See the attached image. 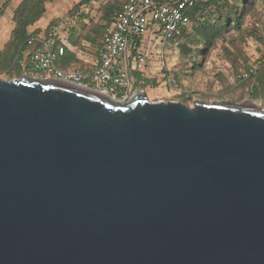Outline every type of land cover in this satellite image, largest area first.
<instances>
[{"label":"water","instance_id":"water-1","mask_svg":"<svg viewBox=\"0 0 264 264\" xmlns=\"http://www.w3.org/2000/svg\"><path fill=\"white\" fill-rule=\"evenodd\" d=\"M127 94L0 78V264H264L260 104Z\"/></svg>","mask_w":264,"mask_h":264},{"label":"rangeland","instance_id":"rangeland-1","mask_svg":"<svg viewBox=\"0 0 264 264\" xmlns=\"http://www.w3.org/2000/svg\"><path fill=\"white\" fill-rule=\"evenodd\" d=\"M5 0H0V7ZM21 0H10L0 16V49L9 39L14 26L12 13ZM79 0H50L44 2V12L28 31L42 32L50 25H56L58 36L65 38L68 53L74 57L68 67L89 68L101 38L104 23V8L123 0H90L72 7ZM235 0H221L211 3L204 16L218 25L221 16L229 12ZM221 4V7L218 8ZM241 2L238 3V6ZM84 8L83 11H80ZM239 24L228 27L210 42L193 29L180 39L162 42L154 28H148L140 42L139 49L147 54L148 64L141 70L148 83L132 81L133 92L142 90L148 99L177 100L191 106L193 99L206 102L231 99L240 102L251 99L264 109V96L252 93L253 79L236 82L239 72L255 64L264 52V0H246L239 14ZM202 20V19H201ZM184 44L189 50H182ZM164 61L165 65L159 62ZM23 68L16 66L8 70L0 61V78H19ZM125 96L123 93L120 99Z\"/></svg>","mask_w":264,"mask_h":264},{"label":"built area","instance_id":"built-area-1","mask_svg":"<svg viewBox=\"0 0 264 264\" xmlns=\"http://www.w3.org/2000/svg\"><path fill=\"white\" fill-rule=\"evenodd\" d=\"M199 1L207 0H123L120 9L104 28L96 57L89 68L63 69L56 63L65 52L62 36H58L56 25L47 32L31 34L26 49L18 59L24 73L41 78H57L83 87L95 89L114 99L129 89L133 78L128 70L141 71L149 62L146 53L139 49L140 42L148 28H154L162 42L179 35L191 25L187 10ZM81 8L80 11H83ZM134 41H139L133 51ZM165 65L164 61L159 62ZM264 64V52L255 62ZM242 72L236 82H241L254 73ZM135 82H142L135 79Z\"/></svg>","mask_w":264,"mask_h":264},{"label":"trees","instance_id":"trees-1","mask_svg":"<svg viewBox=\"0 0 264 264\" xmlns=\"http://www.w3.org/2000/svg\"><path fill=\"white\" fill-rule=\"evenodd\" d=\"M10 0H5L2 6L0 7V16L3 13L6 5ZM50 0H21L17 6L14 8L12 13V20L14 22V26L10 31V36L5 46L0 49V61L5 67L10 71L19 65L18 59L21 56V53L26 49V41L29 36L33 34H38L37 30L32 29L28 31V26L32 25L38 18L43 14L44 2ZM90 0H79L72 9L76 8L78 5L87 3ZM218 1L221 0H207V1H199L192 8L187 10V13L191 19V22H194L193 29L195 32L202 36L206 41H211L213 38L222 33L223 30H226L228 27V23H230L229 27H236L239 24V14L244 5L246 4V0H235L232 4L229 12L225 14H220L221 20L218 25L212 24L205 16L204 11L206 8L210 6L211 3L217 4ZM241 2V5L238 6V3ZM122 2L118 4H107L104 8V23L101 28L100 34L102 35L104 28L111 22L114 14L120 9ZM221 7V4L217 6ZM202 19V20H201ZM48 28H45L44 32H47ZM191 27V25H190ZM189 28L181 31L179 35H176L170 39V42L174 40H180L184 38L188 32ZM139 45V41H134L131 49L134 51ZM182 50H189L186 48L184 44H181ZM74 56L69 54L68 51L64 52L63 56L58 58L56 63L59 67L63 69H79L68 67L69 64L73 61ZM251 69H254V73L249 74L247 78L242 81L253 79L254 83L252 84V93L257 96H264V64L256 66L255 64L249 65L245 67V70L239 72H250ZM141 71L138 70H130V74L133 77H141ZM144 83H148V80L144 79Z\"/></svg>","mask_w":264,"mask_h":264},{"label":"crops","instance_id":"crops-1","mask_svg":"<svg viewBox=\"0 0 264 264\" xmlns=\"http://www.w3.org/2000/svg\"><path fill=\"white\" fill-rule=\"evenodd\" d=\"M62 39H63L64 45H65V52H66V50L68 51L69 46H68V44H67L65 38L62 37ZM95 57H96V50H95V56H94V58H95ZM94 58H93V59H94ZM93 59H92V61H93ZM92 61H91V62H92ZM90 65H91V64H90ZM84 69H85V68H84ZM128 70H129V72H130V70H132L131 67H129ZM130 75H131V74H130ZM131 77L133 78V80H135V79H137V78H138V79H141L142 82H143V80H144V79L142 78V76H141V77H133V75H131Z\"/></svg>","mask_w":264,"mask_h":264},{"label":"flooded vegetation","instance_id":"flooded-vegetation-1","mask_svg":"<svg viewBox=\"0 0 264 264\" xmlns=\"http://www.w3.org/2000/svg\"><path fill=\"white\" fill-rule=\"evenodd\" d=\"M132 89H133V87H132ZM132 91H133V90H132ZM124 93H125V96H123V98L126 97V96L128 95V94H127V93H128V90L125 91ZM131 93H132V92H131ZM129 95H130V93H129Z\"/></svg>","mask_w":264,"mask_h":264}]
</instances>
